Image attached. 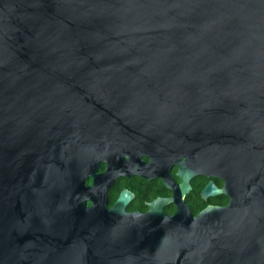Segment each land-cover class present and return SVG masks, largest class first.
<instances>
[{
	"label": "water",
	"instance_id": "water-1",
	"mask_svg": "<svg viewBox=\"0 0 264 264\" xmlns=\"http://www.w3.org/2000/svg\"><path fill=\"white\" fill-rule=\"evenodd\" d=\"M221 93L264 109V0H0V264H161L77 208L141 128L177 140Z\"/></svg>",
	"mask_w": 264,
	"mask_h": 264
},
{
	"label": "flooded vegetation",
	"instance_id": "flooded-vegetation-1",
	"mask_svg": "<svg viewBox=\"0 0 264 264\" xmlns=\"http://www.w3.org/2000/svg\"><path fill=\"white\" fill-rule=\"evenodd\" d=\"M219 98L181 118L177 140L174 129L141 128L101 160L100 197L77 211L100 218L111 246L150 261L160 238L161 264H264V109Z\"/></svg>",
	"mask_w": 264,
	"mask_h": 264
}]
</instances>
